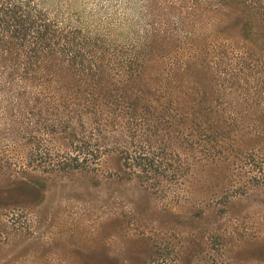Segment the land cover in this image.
<instances>
[{"label":"trees","instance_id":"obj_1","mask_svg":"<svg viewBox=\"0 0 264 264\" xmlns=\"http://www.w3.org/2000/svg\"><path fill=\"white\" fill-rule=\"evenodd\" d=\"M227 1L215 9L210 59L159 51L177 37L161 21L125 26L132 49H111V26L86 35L32 0H0L4 110L49 116L42 132L75 146L72 160L88 167L118 154L123 173L162 194L197 162L264 184V0Z\"/></svg>","mask_w":264,"mask_h":264},{"label":"rangeland","instance_id":"obj_2","mask_svg":"<svg viewBox=\"0 0 264 264\" xmlns=\"http://www.w3.org/2000/svg\"><path fill=\"white\" fill-rule=\"evenodd\" d=\"M32 2L86 35L111 26V49H132L125 26L161 21L177 37L159 51L210 59L215 9L228 8L227 0ZM218 53L223 78L227 47ZM6 104L0 95V264H264L263 183L197 162L162 194L123 173L118 154L77 163L75 146L42 132L49 116L6 112Z\"/></svg>","mask_w":264,"mask_h":264}]
</instances>
